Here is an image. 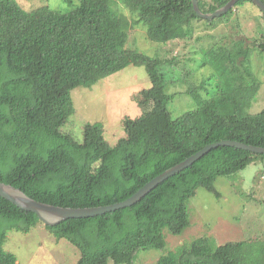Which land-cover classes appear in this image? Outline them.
Listing matches in <instances>:
<instances>
[{"label":"trees","instance_id":"trees-1","mask_svg":"<svg viewBox=\"0 0 264 264\" xmlns=\"http://www.w3.org/2000/svg\"><path fill=\"white\" fill-rule=\"evenodd\" d=\"M229 1L198 0L205 14ZM247 2L256 6L240 0L210 21L197 15L192 0H78L62 12L49 7L28 11L18 0H0V182L53 206L104 207L131 198L207 145L232 140L264 148V110L250 111L261 88L252 66L254 52L264 68L261 10V27L252 43L241 40L230 49H206L209 58L203 66L214 73L201 88L211 91L176 119L168 107L175 95L167 92L160 68L169 65L180 72L175 69L179 54L164 59L127 48L132 26L143 25L151 42L171 47L169 54L178 48L181 55V45L201 37L195 36L194 24L215 28ZM118 3L133 14L131 23L117 10ZM129 66L145 67L151 87L132 97L141 113L123 117V137L111 144L100 122L87 123L82 140L64 129L76 114V88H89ZM175 80L171 85L180 81ZM256 166L264 174V154L220 146L131 207L46 228L56 240L66 239L79 250L76 264H134L139 251L165 248L166 231L181 236L191 226L190 201L198 189L220 199L215 183L222 179L242 199L255 201L259 184L253 192L257 183L247 178ZM40 223L35 213L0 196V264H19L4 249L8 234H28ZM253 234L220 246L201 236L157 264H264V239Z\"/></svg>","mask_w":264,"mask_h":264},{"label":"rangeland","instance_id":"rangeland-1","mask_svg":"<svg viewBox=\"0 0 264 264\" xmlns=\"http://www.w3.org/2000/svg\"><path fill=\"white\" fill-rule=\"evenodd\" d=\"M70 1L18 0L19 4L28 11L33 8L49 7L61 12L69 9L70 5H77L78 0ZM117 10L122 15L125 14L126 19L131 23L134 16L129 9L118 3ZM235 11L229 22L218 23L215 28L194 24L195 36L201 35V39L190 41L186 46L181 45V55L178 48L173 54H169L171 47H161L160 44L151 42L147 38L145 26L134 25L130 29L127 48L138 49L152 57L159 54L158 58L164 59L171 58L176 53L179 54L180 63L175 66V69L180 72H174L169 65H163L160 68L166 75L167 92L175 95L168 106L174 119L195 109L198 105L197 99L211 91L207 88L202 92L201 88L203 81L214 73L210 66H203L204 60L209 58L206 57V49L216 50L222 47L230 49L236 41L245 40L252 43L251 40L258 36L262 23L260 9L247 2ZM252 66L261 80V88L250 111L259 113L264 110V68L263 60L256 52L252 58ZM172 79L180 81L173 86ZM181 79H186V83L182 84ZM150 87L151 82L145 67L129 66L89 88H76L72 92L76 114L69 119L64 129L82 140L84 126L87 123L100 122L105 125L106 139L111 144L115 143L125 134L123 117L130 115L136 118L141 113L139 107L132 101V97ZM194 95H197L196 99ZM259 171V167H254L251 178H247L257 183L253 188L251 187L252 189L250 188L253 192L259 184L260 190L255 195L257 196L255 201L242 199L232 186L222 179L215 183L222 192L220 199L204 189H198L190 201V206L193 208L191 226L181 236H172L166 231L164 233L167 241L165 248L139 251L134 264H157L163 255L175 252L180 246L191 243L201 236L213 238L217 246L245 240L253 232L252 237L264 239V174ZM244 187L249 188L247 184H244ZM4 249L15 254L19 264H76L80 258L78 249L66 239L56 240L42 223L28 234L10 232Z\"/></svg>","mask_w":264,"mask_h":264},{"label":"water","instance_id":"water-1","mask_svg":"<svg viewBox=\"0 0 264 264\" xmlns=\"http://www.w3.org/2000/svg\"><path fill=\"white\" fill-rule=\"evenodd\" d=\"M239 1L240 0H230L224 7L218 9L214 13L208 14L202 13L199 7L198 0H192V4L195 12L200 18L211 21L226 14L229 10L233 9ZM252 1L264 13V3L261 0ZM220 146H228L256 154H264V148L262 147L251 146L232 140H222L217 143L207 145L205 148H203L193 156L189 157L187 160L165 171L163 174L159 175L158 177L147 183L143 188H141L136 194H134L131 198L127 199L126 201L104 207L64 208L53 206L38 202L30 198L20 189L1 182L0 196L24 211L35 213L46 227H54L69 219L93 218L96 216H102L107 213L117 211L119 209H123L125 207H131L138 203L142 198H144L158 185L162 184L169 178L189 168L195 162L199 161L203 156L209 153L212 149L218 148Z\"/></svg>","mask_w":264,"mask_h":264}]
</instances>
